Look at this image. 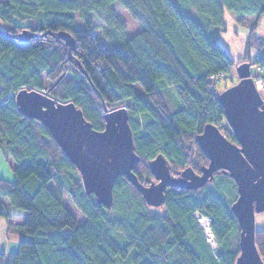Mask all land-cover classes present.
<instances>
[{
	"label": "trees",
	"instance_id": "trees-1",
	"mask_svg": "<svg viewBox=\"0 0 264 264\" xmlns=\"http://www.w3.org/2000/svg\"><path fill=\"white\" fill-rule=\"evenodd\" d=\"M116 2L142 25L132 39L115 16ZM189 8L196 16L186 13ZM105 15L110 43L94 34L96 18ZM249 17L256 22L237 64L264 68L259 31L264 0H0V151L13 160L15 172L14 182L0 179V219L10 218L11 206L28 214L18 249L0 251V264H236L241 236L231 211L236 200L223 202L208 184L193 191L171 187L163 213H153L136 187L120 177L113 209H106L85 193L79 171L49 130L18 111L10 93L29 89L73 102L98 131L105 129V106L113 111L131 99L126 108L141 157L134 170L139 181L145 185L154 178L149 161L159 154L173 168L198 170L209 163L195 140L206 124H216L239 144L218 102L215 80L237 65L220 43L228 18L246 26ZM26 30L35 35L26 41L31 45L18 39ZM59 32L72 34L74 49L57 37ZM167 82L186 108L177 109L164 88ZM193 150L198 154L190 162ZM218 176L238 192L228 174L218 172L214 180ZM65 194L85 224L67 207ZM197 213L211 220L217 250L207 244ZM256 233L264 261V230Z\"/></svg>",
	"mask_w": 264,
	"mask_h": 264
},
{
	"label": "water",
	"instance_id": "water-1",
	"mask_svg": "<svg viewBox=\"0 0 264 264\" xmlns=\"http://www.w3.org/2000/svg\"><path fill=\"white\" fill-rule=\"evenodd\" d=\"M57 37L70 49L75 48L76 40L71 33L59 32ZM33 38L30 30L18 37L21 42ZM240 64L236 70L239 82L217 96L239 144L227 139L216 124L208 123L195 138L210 161L200 170L202 174L187 168L182 177L173 178L166 157L159 154L149 162L158 183L148 187L134 173L141 157L136 153L130 111L126 107L109 111L105 106V129L98 131L73 102L60 103L46 93L22 89L16 94L15 103L24 116L39 121L49 130L65 157L79 171L85 193L93 195L106 209H113L114 185L120 177L136 187L147 206L161 207L168 188L198 190L213 181L216 173L228 174L236 181L239 192L231 207L241 229L236 264H264L256 244L255 223L256 215L264 213V103L251 78V64Z\"/></svg>",
	"mask_w": 264,
	"mask_h": 264
},
{
	"label": "rangeland",
	"instance_id": "rangeland-1",
	"mask_svg": "<svg viewBox=\"0 0 264 264\" xmlns=\"http://www.w3.org/2000/svg\"><path fill=\"white\" fill-rule=\"evenodd\" d=\"M186 1H190V0H186ZM113 5L115 9V16L118 17L120 21V25L122 24V26H124L125 29H127V37L132 39L133 37H135V35H137L139 32L143 30L140 21L137 19L135 15H133V13L131 14L128 10H126L118 2L114 3ZM186 13H190L193 16H196V12H194L191 8H189L188 11H186ZM75 17L77 18L81 27L84 28V24L82 20H80V18L77 17V15H75ZM108 18L109 17L106 15L104 18L103 16L100 19L96 18V29L94 31V34L97 38L102 39L107 42H109V40H108V37H106V33L112 29L111 25L107 21ZM248 21L249 23H247L246 26H241V25H238L235 19L233 18L228 19L229 30H228V33L224 34L222 43L224 47L227 49V51L231 53V56L233 57L235 64L240 62V60L242 59L244 46L246 44V40L250 33L249 31L250 27L254 25L256 22L255 18H251V17L248 18ZM259 31H260V35L264 37V18L262 19V23L260 25ZM25 44L31 45L32 43L26 42ZM256 65L257 64L251 65V68ZM238 66L239 65L237 64L233 68H231L230 73L228 75L215 80L219 92L220 91L224 92L225 90L231 88V86H233L239 81V76L236 72ZM47 83L49 86L52 84L50 81ZM261 87L263 88V85H261ZM164 88L166 91H168L172 99H174L175 103H177L176 105H178L177 107L178 110L181 108H186V104L184 103V100L179 97L177 93V89L173 85L167 82V83H164ZM259 89H260V86H259ZM134 90H136L138 94H142V89L140 88L139 85H136L134 87ZM132 104H133V100L131 99L127 100L126 107H129L128 105L132 106ZM225 120L228 123L227 118ZM228 127H229V124H228ZM197 154H198L197 151L193 150L190 162L196 160ZM3 158L4 156L0 155V179H3L8 182H14L15 172L11 167L13 162L9 164L6 161V159H3ZM227 180H226V177L218 176L214 180V182L208 184L209 185L208 188H214V190L217 193H220L219 195H220V198L223 200V202L225 201L233 202L236 200V197H238L239 194L236 188L234 190V185L231 182L229 183ZM48 188L51 189L52 191L55 190V186L53 183L48 184ZM64 199H65V203L67 207L73 212L76 219L79 220L80 224H85L86 220L84 216L81 214L79 209L75 208L70 203V200L68 199L66 194L64 196ZM6 202L11 204L9 200H6ZM150 211L153 213L154 212L163 213L164 209L159 210V211L155 209H151ZM9 212H10L9 219H6V218L0 219V247L2 249H5V251H7L6 254L14 252L18 249V246H19L18 243L20 240V233H19L20 226L23 224L24 219L28 215L26 212L24 211L21 212L14 206L10 207ZM110 212H114V211H110ZM200 217L203 218L202 216ZM210 222L211 220L208 219V221H206L205 223L200 222L199 224L203 227L205 231L204 236H205L207 244H209L213 250H217L218 248L217 243L215 239L214 240L212 239V235L208 234L209 229L206 228V226L210 228V232H211ZM255 223H256V232L259 230H264V213H258L256 215Z\"/></svg>",
	"mask_w": 264,
	"mask_h": 264
},
{
	"label": "built area",
	"instance_id": "built-area-1",
	"mask_svg": "<svg viewBox=\"0 0 264 264\" xmlns=\"http://www.w3.org/2000/svg\"><path fill=\"white\" fill-rule=\"evenodd\" d=\"M256 57L259 58V55H257ZM251 78L254 79V82L257 85L258 91H259L260 95L262 96L263 103H264V95H263L264 94V68H263V66H261L259 64H257L256 66H253L251 68ZM261 85H263V88L261 87ZM259 86H260V89H259ZM16 94L17 93H12V92L10 93V95L15 97V98L17 97ZM208 219H209L208 217H203V218L200 217L199 220L201 223H203V222L205 223L206 221H208ZM206 228L209 229L208 234L212 235L210 232V228H208L207 226H206ZM212 239L214 240L213 235H212Z\"/></svg>",
	"mask_w": 264,
	"mask_h": 264
},
{
	"label": "flooded vegetation",
	"instance_id": "flooded-vegetation-1",
	"mask_svg": "<svg viewBox=\"0 0 264 264\" xmlns=\"http://www.w3.org/2000/svg\"><path fill=\"white\" fill-rule=\"evenodd\" d=\"M153 160V159H152ZM151 161V160H150ZM149 161V162H150ZM210 162V161H209ZM168 163H169V161H168ZM170 164V166H171V170H170V173H172V176H173V178H179V177H182V172H183V170H185V169H187V168H191V167H186L185 169H181V170H179V169H176V168H173V165H172V163H169ZM150 165V164H149ZM208 165H209V163H208ZM208 165H205V164H202L201 165V167L198 169V170H194L193 168V170H194V172L197 174V175H200V174H202L201 172H200V170L203 168V166H208ZM216 175V174H215ZM154 176V175H153ZM215 178V177H214ZM214 181V180H213ZM213 181H210V183H212ZM153 182H155V183H158V181L156 180V178H155V176H154V178H151L146 184H145V186H150V184L151 183H153ZM144 185V184H143ZM170 188H168L167 189V191L169 190ZM199 190V189H198ZM167 191L165 192V195H166V193H167ZM166 197H167V195H166ZM165 202L162 204V206L161 207H153V206H149V207H151V209H155V210H157V211H159V210H162V209H165ZM150 209V210H151ZM199 216L200 215H202V214H200V213H197ZM198 215L196 216V217H198Z\"/></svg>",
	"mask_w": 264,
	"mask_h": 264
},
{
	"label": "crops",
	"instance_id": "crops-1",
	"mask_svg": "<svg viewBox=\"0 0 264 264\" xmlns=\"http://www.w3.org/2000/svg\"><path fill=\"white\" fill-rule=\"evenodd\" d=\"M228 19H230V18H228ZM223 36H224V35H222L221 38H220V39H221V40H220V43H222ZM222 44H223V43H222ZM0 155H1V156H4L3 159H6V161H7L9 164L13 162V160H12L11 158H10V159L7 158V157L2 153V151H0ZM11 167H13V163H12ZM2 180H3V179H2ZM0 251L3 252V253H4V252L7 253V251H5V249H2L1 247H0Z\"/></svg>",
	"mask_w": 264,
	"mask_h": 264
}]
</instances>
